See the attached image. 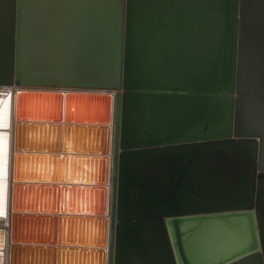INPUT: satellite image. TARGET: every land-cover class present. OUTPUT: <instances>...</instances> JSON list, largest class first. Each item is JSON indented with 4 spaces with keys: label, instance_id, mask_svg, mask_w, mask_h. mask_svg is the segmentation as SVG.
<instances>
[{
    "label": "water",
    "instance_id": "95a60500",
    "mask_svg": "<svg viewBox=\"0 0 264 264\" xmlns=\"http://www.w3.org/2000/svg\"><path fill=\"white\" fill-rule=\"evenodd\" d=\"M0 110L7 264H264V0H0Z\"/></svg>",
    "mask_w": 264,
    "mask_h": 264
},
{
    "label": "rangeland",
    "instance_id": "374dc122",
    "mask_svg": "<svg viewBox=\"0 0 264 264\" xmlns=\"http://www.w3.org/2000/svg\"><path fill=\"white\" fill-rule=\"evenodd\" d=\"M28 132V131H27ZM93 138H94V136H93ZM92 138V140L90 141L89 139H88V144H85V138L84 139H81L80 137L77 139L78 140V142H76L75 141V147L76 148H81V149H84V153H91L92 154V152H87V150L88 149H92V150H94V147H93V143L96 141L97 142V138H96V140H94ZM70 139H71V137H70ZM69 138H68V141H67V143H66V147H67V149L70 147V145H71V140H70ZM81 140L83 141V142H81ZM45 142H47L46 141V139H40L39 141H36V140H34V139H31V140H28V139H26L25 140V142H23V145H26V146H29V145H40L41 143H45ZM45 145V144H44ZM98 148L97 147H95V150H96V153H98V150H97ZM94 150V151H95ZM69 151V150H68ZM67 153H69V152H67ZM94 153V152H93ZM33 163V162H32ZM31 163V164H32ZM35 164H36V172H38L37 173V175L40 177V176H45V164L46 163H44V169H43V167H40V168H37V165L38 166H41L42 164H43V162H34ZM80 165H82L83 166V163L82 164H79V166L77 167V168H75V169H73V172H72V174H71V176H70V178L71 179H79L78 178V176H79V173L81 172V166ZM32 166V165H31ZM97 165H96V163H95V167H96ZM31 170H33L32 168H31ZM44 170V171H43ZM96 171V170H95ZM77 173H78V176H77ZM82 174H83V171H82ZM83 176V175H82ZM91 177H93V176H91ZM79 198H81V200H79ZM84 201H85V197H84V195L82 194V195H77V203L78 204H80V205H82V207H83V204H84ZM78 204H77V206H78ZM85 205V204H84ZM69 208H71V209H74L75 208V205H69ZM71 213H73V211L71 212ZM69 227H70V229H68V231H67V235L69 236H72L73 234H78V232H82V234H86L85 236L87 237V236H89V234H90V240H91V233L93 234L94 233V231H95V229H94V226H93V224L92 223H88V222H86V225H85V227H87L86 228V230H84V232L80 229V228H78V226H77V224L75 223V222H71L70 223V225H69ZM65 233H66V230H65ZM64 233V228H63V237L64 236H66V234ZM84 236V237H85ZM75 241V240H74ZM67 245L68 246H70V245H74L72 242H70V243H67ZM84 246H88V247H91V246H93V245H84ZM33 258H34V256L32 255L31 256V260H33ZM94 259H96V257L94 258V256L91 254V255H81V254H79V255H76L75 253H70L69 255L68 254H65V255H63L62 256V264H63V261H65V263L66 264H76V262H78L79 261V263L81 262V263H83V264H92L93 262V260Z\"/></svg>",
    "mask_w": 264,
    "mask_h": 264
},
{
    "label": "crops",
    "instance_id": "0c3cea01",
    "mask_svg": "<svg viewBox=\"0 0 264 264\" xmlns=\"http://www.w3.org/2000/svg\"><path fill=\"white\" fill-rule=\"evenodd\" d=\"M37 136H38V134L35 133V134L33 135V138H36ZM28 166H29V168H28V167L25 168L26 171H28V170L31 168L30 165H28ZM79 195H80V194H79ZM84 197H85V196H84ZM90 198L93 199V196L91 195ZM91 199H90V201H88L90 204H91V201H92ZM79 200H81V198H79ZM85 202H86V201H84V203H85ZM69 203H70L71 205H75V207H76L77 204H78V203H77V197H76V196H73V199H72V198L69 199ZM64 233H65V230H64ZM78 233H79V232H78ZM65 234H67V233H65ZM79 235H80V233H79ZM76 236H77V235L73 234V235H72V238H73L72 240H75ZM61 238H62L63 240H66L67 237H66V236H64V237L61 236ZM67 246H68V245H67ZM75 246H76V245H75Z\"/></svg>",
    "mask_w": 264,
    "mask_h": 264
},
{
    "label": "bare ground",
    "instance_id": "6f19581e",
    "mask_svg": "<svg viewBox=\"0 0 264 264\" xmlns=\"http://www.w3.org/2000/svg\"><path fill=\"white\" fill-rule=\"evenodd\" d=\"M1 110H0V117H1ZM1 124V123H0ZM70 139V138H69ZM1 141H0V157H1V151H2V147H1ZM66 150L67 147H66ZM0 264H7V248L6 246H4V248H2V250L0 249Z\"/></svg>",
    "mask_w": 264,
    "mask_h": 264
}]
</instances>
